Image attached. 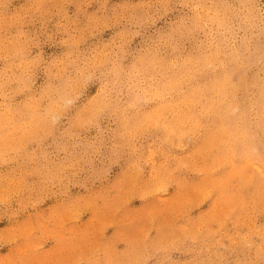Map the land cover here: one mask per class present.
I'll return each instance as SVG.
<instances>
[{"label": "clouds", "instance_id": "9594fccd", "mask_svg": "<svg viewBox=\"0 0 264 264\" xmlns=\"http://www.w3.org/2000/svg\"><path fill=\"white\" fill-rule=\"evenodd\" d=\"M0 264H264V0H0Z\"/></svg>", "mask_w": 264, "mask_h": 264}]
</instances>
